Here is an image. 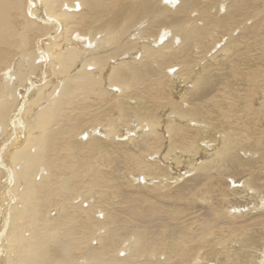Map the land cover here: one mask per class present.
<instances>
[{
  "label": "bare ground",
  "instance_id": "bare-ground-1",
  "mask_svg": "<svg viewBox=\"0 0 264 264\" xmlns=\"http://www.w3.org/2000/svg\"><path fill=\"white\" fill-rule=\"evenodd\" d=\"M261 252L264 0H0V264Z\"/></svg>",
  "mask_w": 264,
  "mask_h": 264
},
{
  "label": "rangeland",
  "instance_id": "rangeland-1",
  "mask_svg": "<svg viewBox=\"0 0 264 264\" xmlns=\"http://www.w3.org/2000/svg\"><path fill=\"white\" fill-rule=\"evenodd\" d=\"M224 41H225V39H223V41H222V39H221L219 42H217V44L215 45V47L211 48V50H209V53L207 52L208 55H206V58H207V56H210L212 53H214L216 50L220 49V48L223 46ZM222 42H223V43H222ZM220 45H221V46H220ZM210 51H211L212 53H211ZM216 54H217L218 56H220L221 53H219V51H218L217 53H215V55H216ZM217 55H216V56H217ZM200 65L202 66V65H203V62H202V63L199 62V64H196V66H198V67L195 66V68H196V69H197V68L199 69V68L201 67ZM169 69H170V70H169L168 72H171L172 74H173L174 71L176 70L174 67H170ZM176 85H177V84L175 83V86H176ZM173 91H174V90H173ZM174 92H175V91H174ZM253 212H254V211H253ZM253 212H252V213H253ZM260 255L263 256L264 254H262V252H261ZM260 255H259V256H260ZM261 264H262V263H261Z\"/></svg>",
  "mask_w": 264,
  "mask_h": 264
}]
</instances>
